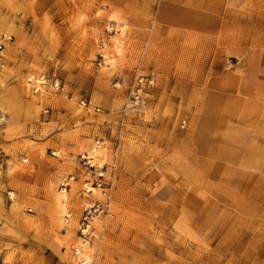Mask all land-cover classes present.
Returning a JSON list of instances; mask_svg holds the SVG:
<instances>
[{
    "label": "rangeland",
    "instance_id": "374dc122",
    "mask_svg": "<svg viewBox=\"0 0 264 264\" xmlns=\"http://www.w3.org/2000/svg\"><path fill=\"white\" fill-rule=\"evenodd\" d=\"M263 107L264 0H0V264H264Z\"/></svg>",
    "mask_w": 264,
    "mask_h": 264
},
{
    "label": "crops",
    "instance_id": "0c3cea01",
    "mask_svg": "<svg viewBox=\"0 0 264 264\" xmlns=\"http://www.w3.org/2000/svg\"><path fill=\"white\" fill-rule=\"evenodd\" d=\"M257 90H258V88L255 89V90H253V96H252V98L248 99L247 101L244 100V102L242 103V106L249 107V110H251V111L252 110L255 111V109H257L259 112L258 113L257 112H254V114H252V117L245 116L244 118L243 117L242 118H243V122L244 123L251 122L253 128H256L258 126L259 127L258 130L261 131V127H260L261 123L260 122H261V117H262L261 116V113L262 112L260 111L261 110L260 108L262 107V104H261L262 102L258 98L259 94L257 93ZM239 103H240V101L237 103L238 106L240 105ZM262 109H264V107ZM253 152L254 153L255 152L264 153V146H261L259 144L254 145L253 146Z\"/></svg>",
    "mask_w": 264,
    "mask_h": 264
},
{
    "label": "bare ground",
    "instance_id": "6f19581e",
    "mask_svg": "<svg viewBox=\"0 0 264 264\" xmlns=\"http://www.w3.org/2000/svg\"><path fill=\"white\" fill-rule=\"evenodd\" d=\"M96 4V3H95ZM62 196H63V198H62ZM64 197H65V195H64V193H61L60 195H59V197H58V204H57V211L58 212H60V214H63L64 213V207H65V205H64V202H63V200H64ZM159 208H158V205H156V204H154L153 205V210H158ZM174 218H175V212H174V208L172 209V217H171V224L173 225V223H174ZM160 253V252H159ZM174 264V263H173Z\"/></svg>",
    "mask_w": 264,
    "mask_h": 264
},
{
    "label": "built area",
    "instance_id": "2783aa9c",
    "mask_svg": "<svg viewBox=\"0 0 264 264\" xmlns=\"http://www.w3.org/2000/svg\"><path fill=\"white\" fill-rule=\"evenodd\" d=\"M88 214H90V212Z\"/></svg>",
    "mask_w": 264,
    "mask_h": 264
}]
</instances>
